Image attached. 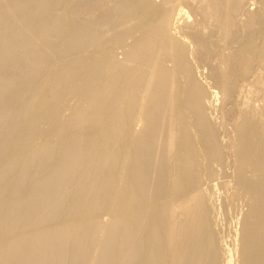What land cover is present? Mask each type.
I'll list each match as a JSON object with an SVG mask.
<instances>
[{
  "label": "bare ground",
  "instance_id": "obj_1",
  "mask_svg": "<svg viewBox=\"0 0 264 264\" xmlns=\"http://www.w3.org/2000/svg\"><path fill=\"white\" fill-rule=\"evenodd\" d=\"M0 264H264V0H0Z\"/></svg>",
  "mask_w": 264,
  "mask_h": 264
},
{
  "label": "rangeland",
  "instance_id": "obj_2",
  "mask_svg": "<svg viewBox=\"0 0 264 264\" xmlns=\"http://www.w3.org/2000/svg\"><path fill=\"white\" fill-rule=\"evenodd\" d=\"M208 69V68H207ZM206 68H199L198 70L199 71H197V74H196V76H197V78L201 81V83L203 84V86H205L206 87V89L208 90V92H210V97H209V100H208V102H209V104L211 105V106H213V107H211V110H210V113H212V114H210L211 116H212V120H211V122H213V123H215L214 125L218 128L219 127V120H220V115H222V114H220L219 112H218V110H216V111H213L215 108H214V106L217 104V103H219V101H220V98H219V96H220V93H219V90H218V88H217V86L215 87L214 86V84H215V82H213L212 83V81L211 80H213L212 78H209L208 77V74H205L206 72H208V70H207ZM217 91V92H216ZM242 96V97H241ZM243 96H245L243 93H241V95L239 96V99H240V101H242L243 100ZM242 98V99H241ZM239 103V105L242 103V102H238ZM238 103H237V105H238ZM226 104V103H225ZM227 106H229L230 105V103L229 104H226ZM225 105V108L227 107ZM213 111V112H212ZM226 115V116H225ZM233 116H231V115H229V113L228 112H226V113H223V117L225 118V117H227V118H223L224 120H225V122H227V124L225 123V125L228 127V125L229 124H232V118L234 117V114H232ZM231 116V117H230ZM231 119V120H229V119ZM219 119V120H218ZM218 121V122H217ZM217 124V125H216ZM224 127V128H227V127ZM231 127V125H229V128ZM219 131V130H218ZM219 134H220V131H219ZM225 138V137H224ZM230 216V215H229ZM230 218V217H229ZM233 224V225H232ZM230 226H232V229L234 228V223H233V221H232V223L230 222ZM233 237V238H232ZM230 240H233V242H235V237L232 235V236H230Z\"/></svg>",
  "mask_w": 264,
  "mask_h": 264
}]
</instances>
